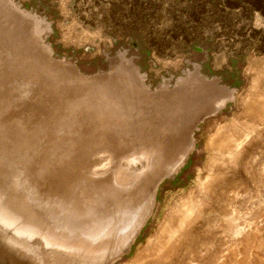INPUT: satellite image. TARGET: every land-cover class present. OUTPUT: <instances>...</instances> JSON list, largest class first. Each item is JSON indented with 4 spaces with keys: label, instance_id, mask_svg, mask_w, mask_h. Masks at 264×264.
Returning <instances> with one entry per match:
<instances>
[{
    "label": "water",
    "instance_id": "water-1",
    "mask_svg": "<svg viewBox=\"0 0 264 264\" xmlns=\"http://www.w3.org/2000/svg\"><path fill=\"white\" fill-rule=\"evenodd\" d=\"M43 17L0 0V258L114 264L235 88L193 66L151 88L124 50L82 73Z\"/></svg>",
    "mask_w": 264,
    "mask_h": 264
},
{
    "label": "rangeland",
    "instance_id": "rangeland-1",
    "mask_svg": "<svg viewBox=\"0 0 264 264\" xmlns=\"http://www.w3.org/2000/svg\"><path fill=\"white\" fill-rule=\"evenodd\" d=\"M23 1L15 0L24 8ZM44 2L50 16L24 9L49 23L54 54L84 74L105 71L107 58L124 50L151 88L197 66L236 89L223 110L199 125L187 162L159 186L138 241L114 264H264V4ZM203 57L209 58L206 71L198 63ZM229 77L240 85L229 84Z\"/></svg>",
    "mask_w": 264,
    "mask_h": 264
},
{
    "label": "flooded vegetation",
    "instance_id": "flooded-vegetation-1",
    "mask_svg": "<svg viewBox=\"0 0 264 264\" xmlns=\"http://www.w3.org/2000/svg\"><path fill=\"white\" fill-rule=\"evenodd\" d=\"M227 1L228 0H221V3L226 4ZM249 1H250V3H253V4H261V5L264 4V0H249ZM49 4H50V2L49 3L48 2H44V0H25V1L21 2V5L24 8L28 9V10H31V11L37 12V13H41L43 15H49L50 16L51 14H53V11H52V9H51ZM53 47L55 48L54 42H53ZM126 47L128 49H130L128 44L126 45ZM134 51L136 53L135 59L140 60L141 55H142L141 48L137 47L136 49H134ZM208 60H209V58L206 59V58L203 57L202 59H200L198 61V63L201 66V70L202 71H206V67L208 65ZM186 66H188V65L186 64ZM176 179L177 178H175V180Z\"/></svg>",
    "mask_w": 264,
    "mask_h": 264
},
{
    "label": "trees",
    "instance_id": "trees-1",
    "mask_svg": "<svg viewBox=\"0 0 264 264\" xmlns=\"http://www.w3.org/2000/svg\"><path fill=\"white\" fill-rule=\"evenodd\" d=\"M215 2H214V0H211V4L213 5ZM230 79H227L229 82V84H231V85H234V86H236V87H238L239 85H240V82L237 80V78H231V77H229ZM189 165H190V161L187 163V165H186V167L183 169V171L177 176V179L176 180H178V178L180 177V176H182V174L186 171V169L189 167ZM138 241V240H137Z\"/></svg>",
    "mask_w": 264,
    "mask_h": 264
},
{
    "label": "bare ground",
    "instance_id": "bare-ground-1",
    "mask_svg": "<svg viewBox=\"0 0 264 264\" xmlns=\"http://www.w3.org/2000/svg\"><path fill=\"white\" fill-rule=\"evenodd\" d=\"M188 206H189V205H188ZM192 208H193L192 206L186 208L187 211H188V213H189V212H192V210H191ZM169 226H170V224H169ZM164 230H165V229H164Z\"/></svg>",
    "mask_w": 264,
    "mask_h": 264
}]
</instances>
